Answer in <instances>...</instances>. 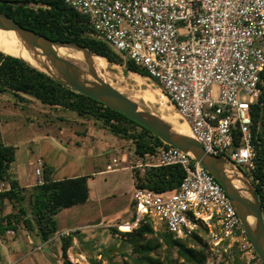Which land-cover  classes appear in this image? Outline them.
Instances as JSON below:
<instances>
[{"label": "built area", "instance_id": "2783aa9c", "mask_svg": "<svg viewBox=\"0 0 264 264\" xmlns=\"http://www.w3.org/2000/svg\"><path fill=\"white\" fill-rule=\"evenodd\" d=\"M60 1L87 17L97 38L123 61L145 71L207 154L254 170L250 107L261 94L264 0ZM42 164L37 158L38 185ZM111 165L107 171L117 167L116 159ZM162 166L182 169L178 187L163 193L134 188L130 226L147 218L176 238L197 234L214 247L238 243L246 255L254 252L221 185L185 152L158 147L131 169Z\"/></svg>", "mask_w": 264, "mask_h": 264}, {"label": "trees", "instance_id": "16d2710c", "mask_svg": "<svg viewBox=\"0 0 264 264\" xmlns=\"http://www.w3.org/2000/svg\"><path fill=\"white\" fill-rule=\"evenodd\" d=\"M0 13L16 21L21 27L39 33L52 41L77 44L87 51L105 58L110 63L123 66L127 71L143 77L145 71L131 61H123L105 43L97 38L88 18L60 0H0ZM261 94L250 107L251 139L255 149L254 170L250 176L258 201L264 215V69L260 73ZM11 94L19 101L29 99L49 108L72 114L78 119L95 121L98 128L118 139L128 140L133 145L134 155L142 157L154 153L158 147H166L152 132L141 127L121 113L113 111L92 98L69 89L54 81L44 73L30 67L21 59L5 55L0 51V94ZM28 98V99H27ZM14 161V148L0 143V182L8 188L0 191V237L6 232L13 234L19 230L30 232L36 229L42 242L56 234L54 215L61 209L84 203L88 199V179L90 176H77L53 180L52 168L42 167V184L30 187L21 186L11 172ZM133 186L137 189L151 190L157 193L174 190L178 187L183 171L178 166L144 168L143 171L132 169ZM255 180H258L257 183ZM8 211L4 212L5 207ZM135 214L131 217V223ZM120 230L110 228L112 235L123 236L122 241L131 248L133 264H207L211 258L208 243L197 234L185 238H176L166 228L154 231L152 221L145 218L137 228ZM76 231L59 235L60 259L62 264H72L67 251L72 245ZM147 235L153 238L145 239ZM165 245L166 249L175 252L163 259L152 254ZM226 242L216 249L222 251ZM221 264H243L236 248L228 253H221ZM100 259L88 257V264H104ZM256 256V255H255ZM258 259V257L256 256ZM259 264H262L258 259ZM108 258L105 264H111Z\"/></svg>", "mask_w": 264, "mask_h": 264}, {"label": "rangeland", "instance_id": "374dc122", "mask_svg": "<svg viewBox=\"0 0 264 264\" xmlns=\"http://www.w3.org/2000/svg\"><path fill=\"white\" fill-rule=\"evenodd\" d=\"M66 59L82 69L86 68L85 64L77 58L66 57ZM106 70L100 72L102 78L142 109L158 116L171 117L177 114L170 108L169 103L160 94L155 84L142 77L128 74L119 66H108ZM148 87L155 100L159 102L158 104L145 102L138 97L139 92L148 89ZM162 106L167 109L160 112L159 109ZM67 113L69 112L64 113L49 108L32 99L21 102L11 94H0V143L11 145L14 148V161L10 169L22 183L34 180V184H36L34 168L35 161L39 157H41L42 163L45 162L42 167L45 164L52 168L53 179L71 176L75 173L90 176L88 199L82 204L61 209L54 215L56 222L54 237L58 239H52L51 246H43L35 228L30 232L26 231L30 243L26 236L19 231L16 234L8 231L3 237H0V264H62L59 257V235L71 233L76 228L83 230L84 234L92 232L95 235L83 240L84 237H80L79 233L75 234L76 239H73L72 245L68 249L70 255L67 253L68 260L72 264H88V257L100 259V252L106 254L102 257L104 264L108 258L111 259V264H133L131 248L128 243L122 241L123 236L110 234L111 238L107 240V233L103 234L100 227H90L93 222L104 216L107 223L119 232L130 229L124 223L130 224L131 217L135 212L129 176L126 171L99 173L105 168L106 162L111 165V156L115 153L112 149L101 152L98 149L100 143L98 145V142L91 141V138H84L82 133L85 125L75 123L76 117ZM177 121L183 123L179 118ZM73 134L78 136L74 137ZM117 141L132 150L131 144H127L128 140L119 139ZM101 144L106 146L109 141L101 142ZM138 158H135L136 161ZM134 164L132 163V165ZM239 169L250 180V173L243 166H239ZM250 182L254 186L252 180ZM0 187H6L5 183L0 182ZM152 227L155 232L161 230V226L153 222ZM131 228V232H133L137 226H131ZM153 237L154 235H147L145 239ZM16 241L20 246L17 254L14 255L12 252ZM206 241L208 251L210 254L212 253V259H209L207 264H221L223 260L221 253H228L232 248L237 249L243 264H259L256 254L251 252L250 256L246 255L240 251L238 243L230 245L226 243V246L220 251L216 249L218 246L214 247L209 240ZM40 244L42 249H36L35 247ZM21 253V256L25 255L24 253L28 255L21 258ZM169 253L172 258H175V252H169L165 245H162L152 256L163 259ZM18 258L19 260L16 261Z\"/></svg>", "mask_w": 264, "mask_h": 264}, {"label": "water", "instance_id": "95a60500", "mask_svg": "<svg viewBox=\"0 0 264 264\" xmlns=\"http://www.w3.org/2000/svg\"><path fill=\"white\" fill-rule=\"evenodd\" d=\"M0 29L14 31L16 36L30 50L35 52V55L44 57L45 63L43 64V67H49L54 73L42 71L34 67L32 68L44 73L54 81L63 84L76 93L92 98L109 109L121 113L126 118L152 132L163 144L185 152L191 159L203 166L221 185L229 197L251 248L260 262L264 264L263 211L256 196L254 186L251 184L246 174H244L234 163H231L225 157L207 154L203 147L194 139L188 126L189 135L173 132L171 126L164 122L160 116L142 109L135 102L131 101L113 88L102 78L100 72L97 74L94 69L92 57L100 56L93 54L74 43L52 41L39 33L21 27L16 21L2 13H0ZM59 47L71 48L79 51L83 57L81 62L85 64L86 68L82 69L70 60L59 56L56 50ZM106 62L107 67L119 66L123 68L124 72L145 79V77L137 73L127 71L123 66L110 63L107 60ZM86 77H89L90 79H86ZM158 91L163 96L159 88ZM169 106L175 111L170 103ZM226 168L233 171L236 176H239L242 187L239 188L233 185L232 179H230L225 172ZM249 217L254 220L252 226L248 222Z\"/></svg>", "mask_w": 264, "mask_h": 264}, {"label": "bare ground", "instance_id": "6f19581e", "mask_svg": "<svg viewBox=\"0 0 264 264\" xmlns=\"http://www.w3.org/2000/svg\"><path fill=\"white\" fill-rule=\"evenodd\" d=\"M59 56L64 58H77L79 61L83 60V57L79 51H76L71 48H63L59 47L56 49ZM0 51L6 55H11L14 57L21 58L24 62L29 64L30 66L42 70L47 71L49 73H54L52 69L49 67H43L45 63V59L42 56L35 55V52L30 50L14 33L12 30H3L0 29ZM42 63V65H41ZM92 63L96 73L106 70L107 62L105 59L97 56L92 57ZM107 71V70H106ZM129 74V73H128ZM133 76V75H132ZM86 79H89L86 77ZM155 91V90H154ZM138 97H140L143 101L158 104L159 102L155 100L153 94L150 91V88L144 89L142 92H139ZM167 107L162 106L160 107L159 111L163 112L166 110ZM160 118L168 123L171 126V130L178 134L189 135L187 125L183 122L180 123L177 121L179 118L178 114L174 116L167 117V116H160ZM227 176L232 179V183L235 187H242V183L239 180V176H236L233 171L226 168L225 170ZM249 224L252 226L254 223L253 218H248Z\"/></svg>", "mask_w": 264, "mask_h": 264}, {"label": "crops", "instance_id": "0c3cea01", "mask_svg": "<svg viewBox=\"0 0 264 264\" xmlns=\"http://www.w3.org/2000/svg\"><path fill=\"white\" fill-rule=\"evenodd\" d=\"M74 122L77 123V124H80V125H85V128H83V137L86 138V137H89L91 138V141H96L98 142V145L100 143V145L98 146V149L103 152V151H108L109 149H112L113 152L115 153L114 155L111 156V159H116L117 161V167L113 170V171H107L106 170V167L109 165V162H106L105 164V168L101 171H99V173H113V172H117V171H126L127 172V175L129 176V179H130V183H131V190L133 191L134 190V186H133V176H132V169H131V166H132V163H135L136 162V156L134 155V151H133V145L130 141H127V144H131L132 146V150H130L129 148H127V146L123 145L122 143H119L117 140H119L118 138H116L115 136L111 135L110 133L104 131L103 129H100L96 126L95 124V121L93 120H90V119H74ZM73 136L77 137L78 135H74ZM106 141H109V144L106 145V146H103L101 144V142H106ZM112 143V144H111ZM126 144V145H127ZM111 145V146H110ZM97 148V147H96ZM41 158V157H39ZM109 161V160H108ZM43 163H45L43 161ZM121 163V165H120ZM32 164V162H31ZM120 166V167H119ZM14 175V174H13ZM15 178L18 180L19 184L21 186H26V187H30L32 185H34V180L31 181V182H24L22 183L17 177L16 175H14ZM77 176H83L82 174H73L71 176H67V177H64L63 178H73V177H77ZM88 176V175H86ZM51 178H52V174H51ZM63 178H55L53 180H61ZM90 179V178H89ZM89 179L87 181L88 183V186H89ZM89 188V187H88ZM8 211V207H5L4 209V212H7ZM126 223V225H128L131 228V226L129 225L128 222H124ZM100 227L103 231V234L107 233L108 237H107V240H110L111 238V235L109 233V229L112 228L113 226L109 223H107V220L104 218V216L101 217L100 220H96V222H93V224L90 225V227ZM76 231L77 233H79V236L80 237H84L83 240L85 239H89V237H92L95 235V233H92V232H89V233H86L84 234L83 233V230H78L77 228L73 230V232ZM88 231V230H87ZM19 233L23 234L26 236V238L28 239V243H30V240H29V235L28 233L25 231V230H19ZM58 239L57 237H52L51 239L45 241V242H42L43 246L44 247H49L51 246V240L52 239ZM74 240L76 239V236L73 238ZM21 243V241H19ZM18 242L16 241L15 242V248L13 250L12 253L17 254V250L19 248L20 245H17ZM58 245V244H57ZM36 249L38 250H41L42 249V246L41 244L40 245H37L35 247ZM68 255H70V251L68 250L67 251ZM25 255L21 256L22 253L20 254L21 258L27 256L26 253H24ZM19 256V254H18ZM60 257V256H59ZM20 258V259H21ZM19 258L16 260L18 261ZM15 261V262H16Z\"/></svg>", "mask_w": 264, "mask_h": 264}]
</instances>
